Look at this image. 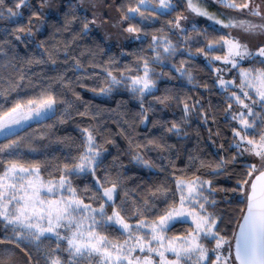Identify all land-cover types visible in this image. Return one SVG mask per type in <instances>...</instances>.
<instances>
[{"label": "trees", "instance_id": "1", "mask_svg": "<svg viewBox=\"0 0 264 264\" xmlns=\"http://www.w3.org/2000/svg\"><path fill=\"white\" fill-rule=\"evenodd\" d=\"M14 3L15 0H5L6 7L14 9ZM28 3L32 7L20 9L21 17L9 18L5 11L4 18L0 19V89H8L15 84L22 86L12 92L7 101L0 97V104L6 111L15 100L37 96L44 89H49L60 103L55 105L51 116L1 139L0 145L19 140L21 146L16 155L3 153L0 158L16 159L26 166L39 164L44 179H58L57 168H62L65 163H74V158L83 151L86 135L82 130L88 129L93 133L97 147L104 150L98 175L101 178L107 175L120 182L121 200L125 198V192L140 204L148 199L156 205L148 216L155 218V212L168 207L173 196L169 193L165 201L164 197H152L151 192L162 185L174 192V175L186 179H194L198 175L202 180H211L212 187L217 189L212 194L217 204L214 209L210 206L209 210L223 218L219 225L221 232L231 239L244 207V198L239 190L233 192L232 189L237 188L238 180L245 178L247 162L238 156L236 162L213 171L221 158L231 160L236 154L235 147H229L233 139L229 127L231 122L224 111L229 96L217 84L214 71L217 61H211V55L224 53L215 51L206 59L197 51L204 48L209 40L219 39L223 33L205 23L189 25L183 31L170 26L168 22L175 21V17L184 11L182 4L175 1L174 10L148 8L145 19L154 20L142 22L141 17L136 16L132 23L141 31L132 34L135 38L123 47H108L92 25L86 34L82 31L85 20L91 19L80 10L75 0L60 1L57 13L45 17L39 8V0H28ZM113 3L121 17L135 0H113ZM36 10H40L42 20L31 17L32 11ZM152 12L156 15H150ZM29 19H32L31 25L28 24ZM193 25L197 31H193ZM18 26L31 27L33 35L16 33L22 39L15 40L12 33ZM127 26L128 22L124 21V28ZM213 28L216 31H212ZM205 30L208 35L204 34ZM153 36L161 37L175 49L171 54L164 53L163 47L157 49L161 53L159 63L153 61L154 52L149 47ZM141 57L149 59L152 78L156 82L153 94L144 99L145 109L151 105V110L143 123L139 94L130 92L126 84L114 86L107 94L100 92L101 88L108 87L110 78L107 71L120 78V73L128 66L134 67ZM38 60L43 62L36 63ZM241 66L249 68L253 65L246 62ZM165 96L174 99L167 105L155 102L154 97ZM180 101H186L190 106L196 101L200 103L185 117ZM205 112L206 122L202 115ZM173 123L179 125V134L175 130L168 131ZM150 140L155 144H149ZM137 155L151 166L137 162L134 159ZM2 167L0 164V170ZM70 179L73 187L80 190L85 203L91 202L88 199L91 193L84 191L86 186L94 183L91 175H72ZM175 198L178 199V194ZM128 203L131 205V200ZM108 211L110 214L111 210ZM132 222L135 223V218ZM190 224L175 223L167 234L186 233ZM113 235L119 236V233ZM25 245L26 251L17 249L28 264L26 253H31L32 264H45L41 253L54 247V238H41V242H25Z\"/></svg>", "mask_w": 264, "mask_h": 264}, {"label": "snow or ice", "instance_id": "2", "mask_svg": "<svg viewBox=\"0 0 264 264\" xmlns=\"http://www.w3.org/2000/svg\"><path fill=\"white\" fill-rule=\"evenodd\" d=\"M212 2L225 9L246 12L258 18V22L221 19L203 6L204 0H186L190 12L205 17L214 25L224 29H239L250 36H264V0L259 3L256 0ZM153 4L154 0H135L134 5L128 6L120 17L121 21L128 22L124 30L130 34L139 33L141 29L132 21L136 16L147 18V6ZM46 6H50L49 0H39L40 9ZM154 6L160 10H174L172 0H158ZM30 7L28 0H15L14 9L6 7L5 0H0V19L4 18L5 11L9 18L21 17L20 9ZM150 15L156 14L152 12ZM31 17L43 19L40 10L32 11ZM186 19L187 16L181 14L175 17V21L168 23L183 31L181 21ZM96 23L95 17L86 19L82 31L86 34L90 25ZM28 24H32V19H29ZM193 31H197L195 25ZM16 33L33 35L31 27L24 26H18L12 33L15 40L20 41L22 37ZM204 34L208 35L207 30ZM149 47L154 52L152 59L157 63L161 60V53L157 51L160 47H163L164 53L175 52L169 42L162 41L158 36L152 37ZM197 51L205 55L206 59L212 52L223 51V55H211V61L231 66L215 68L214 71L219 87L229 96L224 111L231 122L229 127L233 139L229 147H235L236 154L231 160L221 158L213 171L236 162L238 156L255 157V161L245 164V178L238 180L237 188L232 189L233 192L239 190L244 198V207L231 239L221 232L219 225L223 218L209 210L210 206L214 209L217 204L212 195L217 189L212 187L211 180H202L198 175L194 179L174 175V192L166 185L151 192L152 197H164L165 201L169 193H172V203L162 212H155V218H150L148 213L154 212L155 203L145 199L140 204L128 192L124 193L125 198L121 200L120 182L107 175L103 178L98 175L104 150L97 147L93 133L83 129L86 135L83 151L74 158V163H65L62 168H57L58 179H44L39 164L26 166L16 159L0 158V164L3 165L0 170V245H14L26 251L25 242L36 243L41 242V238H54V247L41 253L45 264H264V44L253 49L229 31L220 35L219 39L209 40L204 48ZM242 61H248L253 66L244 68L241 66ZM232 69L238 70L239 84L222 77L223 72ZM152 72L149 59L141 57L134 67H126L120 73V78L113 75L112 71H107L109 84L101 88L100 92L107 94L114 86L126 84L130 92L139 94L143 123L148 118L147 112L151 110V105L145 109L144 99L153 94L156 88ZM229 85L238 88L239 92L231 90ZM21 87L15 84L8 89H0V97L7 101L8 96ZM154 99L158 104L167 105L174 98L165 96ZM58 103L60 101L56 96L49 89H44L37 96L15 100L6 111L3 110V104H0V132L33 116L41 117L53 112ZM180 103H183L184 115L187 117L200 102L196 101L191 106L186 101ZM202 115L206 122L207 113ZM174 130L179 134V125L176 123L168 129L169 132ZM148 143L155 144V141L150 140ZM20 146L21 141L12 140L0 145V154L14 156ZM134 159L145 166H151L138 155ZM79 174H90L94 182L84 189L85 193H91L88 196L91 201L89 203H85L80 190L72 185L70 177ZM177 194L178 199L175 198ZM134 218L135 223L132 222ZM188 221L191 224L186 233L172 236L167 234L175 223ZM117 232L119 236H114L113 233ZM26 254L29 264H32L31 253ZM9 264L13 262L9 261Z\"/></svg>", "mask_w": 264, "mask_h": 264}, {"label": "rangeland", "instance_id": "3", "mask_svg": "<svg viewBox=\"0 0 264 264\" xmlns=\"http://www.w3.org/2000/svg\"><path fill=\"white\" fill-rule=\"evenodd\" d=\"M60 1L63 0H49L50 6H46L43 9H41L44 17L47 15H54L55 13H57V7ZM75 1L78 4L80 10L83 11L85 14H87L90 17V19H93V17L96 18L97 23L95 25H92V27L94 31L105 41L108 47L114 46L120 48L135 38V35L127 33L124 30L125 29L124 21H121L120 17L118 16V13L114 8L113 0H75ZM175 1H178L180 4H182L184 8L183 15L187 16L186 20L181 21V25L183 29L192 24L205 23L214 26L223 34L231 31L233 36L239 37L242 40V42L248 43V45L253 49H255L260 44H264V36H250L240 31L239 29L221 28L220 25H214L212 21L207 20L205 17L196 16L194 13L190 12L187 9L186 0H172L173 5ZM204 2H206V4L205 6L204 5L203 6L206 7L210 13L217 15L218 18L225 20H227L228 18H235L237 20L248 19L258 22V18L251 17L247 15L246 12L241 13V12L225 9L221 7L219 4L213 3L212 0H204ZM256 2L259 3L260 0H256ZM93 5H95V7H93ZM147 7L157 11H163L155 8L154 4ZM151 20L154 19H142L141 21L145 22ZM246 62L248 61H242L241 64H245ZM216 64H217L216 68L231 67L230 65L229 66L223 65L219 61H217ZM222 77L225 80H235L236 83L239 84V74L237 69H232L231 71L223 72ZM229 88L239 92L238 88H232L231 85H229ZM54 111H55V106H54ZM54 111L49 112L41 117L33 116L31 119L22 121L18 125H11L10 128H7L3 132H0V140L23 129L24 127L32 123L38 122L40 120H43L51 116L54 113ZM242 158L246 160V162L255 161V157L242 156ZM188 222L191 223V221ZM9 261H12L13 264H28L24 255L17 248H15V246L9 244L0 245V264H9Z\"/></svg>", "mask_w": 264, "mask_h": 264}, {"label": "water", "instance_id": "4", "mask_svg": "<svg viewBox=\"0 0 264 264\" xmlns=\"http://www.w3.org/2000/svg\"><path fill=\"white\" fill-rule=\"evenodd\" d=\"M239 221H240V220H239ZM237 225H238V224H237ZM236 229H237V227H236ZM236 229H235V230H236Z\"/></svg>", "mask_w": 264, "mask_h": 264}]
</instances>
